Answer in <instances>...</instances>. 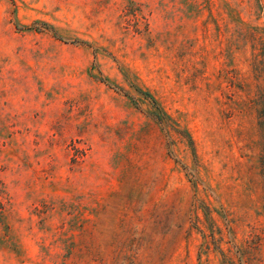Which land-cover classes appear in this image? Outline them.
Masks as SVG:
<instances>
[{"label": "rangeland", "instance_id": "rangeland-1", "mask_svg": "<svg viewBox=\"0 0 264 264\" xmlns=\"http://www.w3.org/2000/svg\"><path fill=\"white\" fill-rule=\"evenodd\" d=\"M0 264H264V0H0Z\"/></svg>", "mask_w": 264, "mask_h": 264}]
</instances>
